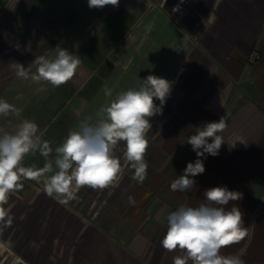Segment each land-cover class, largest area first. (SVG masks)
I'll use <instances>...</instances> for the list:
<instances>
[{
	"label": "crops",
	"instance_id": "crops-1",
	"mask_svg": "<svg viewBox=\"0 0 264 264\" xmlns=\"http://www.w3.org/2000/svg\"><path fill=\"white\" fill-rule=\"evenodd\" d=\"M5 1L0 0V10ZM122 1L123 7L112 10L101 28L133 18L127 27L130 40L138 27L140 34L157 32L170 48L160 71L172 89L162 114L150 119L147 178L143 183L132 179L121 141L115 153L122 171L105 189L84 187L76 199L60 203L44 192L51 173L23 180L22 189L10 194L5 206L10 223L7 218L0 222V264H173V258L183 253L161 246L167 216L182 204L197 206L206 189L223 186L242 193V199L230 201L228 207H239L249 234L221 254H238L245 264H264V0ZM253 49L261 58L248 63L246 55ZM127 51L115 49L112 54L130 59ZM85 58L82 62L93 69L101 62L92 60L97 65L91 66ZM45 101L22 112L37 113L31 121L50 142L53 159L54 149L79 122L64 121L52 136H43ZM51 112L50 118L56 111ZM223 115L225 143L219 154L199 157L205 172L192 177L194 188L171 190L187 164L198 159L187 139L195 128L218 122ZM44 164L39 152L23 161V166L37 169Z\"/></svg>",
	"mask_w": 264,
	"mask_h": 264
},
{
	"label": "clouds",
	"instance_id": "clouds-1",
	"mask_svg": "<svg viewBox=\"0 0 264 264\" xmlns=\"http://www.w3.org/2000/svg\"><path fill=\"white\" fill-rule=\"evenodd\" d=\"M89 8L102 9L111 5L118 7L120 0H87ZM178 6L173 8L177 11ZM178 50V49H177ZM179 51V50H178ZM53 58L37 56L32 64L11 62L9 66L17 77L33 81L44 80L54 86L70 81L77 72L81 60L67 49L56 48ZM172 82L155 75L138 79L135 87L118 93L108 106L101 107L97 120L79 123L78 128L69 130L62 144L54 149L50 142L42 139L38 125L31 120L21 121L13 132L0 135V222L10 223L8 204L10 194L22 189L23 180H38L51 173L44 184L47 196L57 198L60 203L76 199V193L84 187L105 189L122 171L121 161L115 149L124 142L123 155L133 171L132 179L143 183L147 178L148 162L145 159L151 129L150 118L162 114L163 106L170 96ZM111 96L110 89L105 90ZM158 100L159 105L154 101ZM20 109L0 99V116L19 115ZM225 115L219 121L207 122L197 127L195 134L187 139L198 159L189 162L180 175L171 183V190L186 192L194 188L192 179L205 172L202 159L205 154L217 156L225 143L221 133L226 128ZM45 158L43 168L23 166L29 154ZM204 199L195 207L180 205L167 216V231L160 241L168 252L179 250L183 255L173 258V264H245L238 254L223 255L221 250L239 243L248 236L243 213L230 201L242 199V193L229 190L226 186L206 189ZM129 203L135 201L129 197Z\"/></svg>",
	"mask_w": 264,
	"mask_h": 264
},
{
	"label": "rangeland",
	"instance_id": "rangeland-1",
	"mask_svg": "<svg viewBox=\"0 0 264 264\" xmlns=\"http://www.w3.org/2000/svg\"><path fill=\"white\" fill-rule=\"evenodd\" d=\"M120 7H123L122 0L118 7L108 5L102 9L89 8L87 0L4 2L0 10V99L20 112L19 115L0 116V135L13 132L24 119H35L36 112L27 115L22 110L40 106L44 98V114L40 121L46 123L43 136L49 137L67 120L95 122L99 109L108 106L118 93L135 87L138 79L148 75L162 77L160 68L165 63L164 58L170 56V48L165 46L169 43L166 38L158 37L155 31L140 34L137 27V36L130 40L126 35L131 27H127L133 18L111 22L101 28L108 14ZM119 18L120 15L116 17ZM100 28L103 30L90 41ZM58 47L67 49L81 60L74 77L58 87L44 80L33 81L31 75L28 79L19 78L9 66L11 62H17L27 68L37 56L53 58ZM115 49L128 50L130 59H119L112 54ZM85 57L90 62H101L93 69L82 62ZM36 68L32 64L31 72L35 73ZM96 83L99 85L93 92L91 89ZM106 89L111 90L110 97L105 94ZM154 102L157 104L158 100ZM52 110L56 113L50 118Z\"/></svg>",
	"mask_w": 264,
	"mask_h": 264
},
{
	"label": "built area",
	"instance_id": "built-area-1",
	"mask_svg": "<svg viewBox=\"0 0 264 264\" xmlns=\"http://www.w3.org/2000/svg\"><path fill=\"white\" fill-rule=\"evenodd\" d=\"M261 58V55L259 52H257L256 50H250L247 55H246V59L248 63H252L257 61L258 59Z\"/></svg>",
	"mask_w": 264,
	"mask_h": 264
},
{
	"label": "trees",
	"instance_id": "trees-1",
	"mask_svg": "<svg viewBox=\"0 0 264 264\" xmlns=\"http://www.w3.org/2000/svg\"><path fill=\"white\" fill-rule=\"evenodd\" d=\"M90 65H91V66H95V65H97V63L94 64V63L91 62Z\"/></svg>",
	"mask_w": 264,
	"mask_h": 264
}]
</instances>
